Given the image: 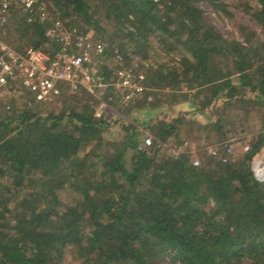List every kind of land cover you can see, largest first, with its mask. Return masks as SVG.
Masks as SVG:
<instances>
[{
    "label": "trees",
    "instance_id": "1",
    "mask_svg": "<svg viewBox=\"0 0 264 264\" xmlns=\"http://www.w3.org/2000/svg\"><path fill=\"white\" fill-rule=\"evenodd\" d=\"M254 1L258 9L239 0L234 10L225 0H40L77 36L93 30L145 91L124 106L106 90L130 119L96 117L86 92L89 101L61 108V98L0 105V264H264V185L251 170L264 125L223 161L242 115L256 108L264 124V40L246 24L242 41L225 37L203 8L231 20L241 8L264 35V0ZM16 15L21 40L52 42L50 21ZM156 48L181 57L154 61ZM143 111L156 114L140 121ZM191 135L219 154L195 165L189 152H169Z\"/></svg>",
    "mask_w": 264,
    "mask_h": 264
},
{
    "label": "built area",
    "instance_id": "2",
    "mask_svg": "<svg viewBox=\"0 0 264 264\" xmlns=\"http://www.w3.org/2000/svg\"><path fill=\"white\" fill-rule=\"evenodd\" d=\"M15 13L21 14L28 23L42 24L52 18L48 6L40 0H0V101L15 98L29 103V97H32L36 103L53 106L65 89L75 94L86 92L99 101L95 113L99 118L102 110L108 108L103 100L108 88L119 92V103L124 106L145 91L129 71L117 66L116 59L113 66L109 65L107 45L101 40L61 33L54 36L55 40L62 42L61 49L54 53L35 47L24 51L15 49L6 39V30ZM57 23L60 27L61 24ZM103 69H107L110 75H106ZM152 140V137L147 138L146 145H151ZM235 140L229 136L227 143L230 145L224 162L234 155ZM187 148L188 143H185L178 149L169 148V152L178 155ZM245 149L247 151L249 147ZM206 151L209 155H218L219 145L207 147ZM251 170L255 179L264 185V147L254 157Z\"/></svg>",
    "mask_w": 264,
    "mask_h": 264
},
{
    "label": "rangeland",
    "instance_id": "3",
    "mask_svg": "<svg viewBox=\"0 0 264 264\" xmlns=\"http://www.w3.org/2000/svg\"><path fill=\"white\" fill-rule=\"evenodd\" d=\"M225 1H226V3L231 5V7H233L234 10L237 9V5L239 4L238 3L239 0H225ZM247 2L249 3V5L251 7L255 8V9L259 8L258 3H256L254 0H247ZM203 8H204L206 16L209 18V20L219 29V31L225 37L233 38V39H237L239 41H242L243 37H242V34L239 30L238 25L239 24H246L248 26H251L252 29H255L257 34L264 40V35L262 34L260 28H258L253 23H251L250 17L241 8H239L236 11V18L234 20H231L225 16H220L218 13L214 12V10L211 7H209L205 4L203 5ZM16 14H19V13H15L13 15L11 22H10V25L6 30V39H7L8 43L12 47H14L15 49L24 51V50L29 49V48L34 47V46L29 45V43L21 40V38H20L21 36L17 32V24H16L17 15ZM50 15L52 16V18L50 20V24L52 25V28H50L48 30V32H49L48 34H50L49 36L52 39V42H48L45 46H42V48L52 49L55 45H59L62 47V42L54 39V36L60 35L61 33H64V34H67L70 36L75 35L77 33H80L81 29H79V28L71 29V32H70L69 29H66L62 26L61 20H59V18L53 12L52 13L50 12ZM57 22H59L61 24L60 27L57 26V24H58ZM86 37L101 40L99 37L96 38V35H95L93 30H91L89 35ZM153 42L155 43V46H157V48H162L160 43H159V39L157 36L153 38ZM157 48L155 50L157 53L155 52V54L153 55L154 61L157 60L158 58H160L162 61L168 62V61H170V59L177 60L181 57L179 52L174 51V52L168 53V52H166L165 49H161V51H160ZM115 59L117 60V66L118 67H120V68L123 67L124 69L129 71L130 74L134 77L133 71L127 66L126 61L121 56L118 57L117 55H109L108 56V62H109L110 66H113V64H114L113 61ZM114 92L117 93L118 102H119V92L117 90H115ZM71 95H75L76 98H72ZM77 97H78V99H77ZM60 100H61V102L59 101V103L57 104L59 108L62 107V102H65V101L67 102V100H69V102H67L68 105H73L74 103H77V100H81L83 102L89 101L87 96L82 97L81 93H76V94L70 93L67 89H65ZM3 104L7 105L8 108L16 107L17 109H21L24 107L23 101H21L19 99H15V98H4L3 100L0 101V105H3ZM128 105H125V106H128ZM98 108H99V105L97 106V109ZM113 112H115V114L117 116L127 117L128 119H130L131 117L134 116L133 113H131L130 115H127V114L122 115V113L118 110L117 106L111 108L108 105V108H105L102 110V114L104 113L107 116H109ZM111 116L113 117L112 114H111ZM137 117H139L140 121H143V120H149V118L151 116H150L149 112L143 111V112L139 113L137 115ZM114 118L117 119L116 116ZM127 118H125V119H127ZM241 119L242 120L235 123L232 126V129L229 131V136H232L233 138L236 139L235 140L236 143L234 144V155L236 157H237V155H240L246 151L245 148L249 147V143H250L251 139L253 138V136L256 135L257 133L263 131V125H264L261 112H260V110H258L256 108H252V110L250 112L242 115ZM114 133H117V131L115 129H114ZM146 134L147 135L145 137V140L149 137H152V135L149 134L148 132ZM194 135H196V134H194ZM194 135L189 136L192 141L197 139V141L202 142V144H201L202 147H198V151L196 154V161L199 162L203 159V157L205 155V152H206L205 147L208 145H209L208 147H210L211 143L208 140H204V139L200 138V136H198V135L196 137ZM190 138L185 140V142H187L189 144V146L192 143V141L189 140ZM193 143H195V141ZM69 261H70V259L68 258L67 263ZM162 264H169V263L165 261Z\"/></svg>",
    "mask_w": 264,
    "mask_h": 264
},
{
    "label": "crops",
    "instance_id": "4",
    "mask_svg": "<svg viewBox=\"0 0 264 264\" xmlns=\"http://www.w3.org/2000/svg\"><path fill=\"white\" fill-rule=\"evenodd\" d=\"M185 106H187V105H184L183 106V108L185 107ZM190 107V106H189ZM150 114H152L151 116H153V115H155L156 114V112L154 113V112H149ZM186 139H187V137H185ZM189 138V137H188ZM196 139V138H195ZM190 141H192L191 140V138L189 139ZM195 141V143H193ZM194 141H192V143L190 144V146H189V144H188V148H187V152H189L191 155H192V158H193V162H194V164L195 163H198V165H199V163H200V161L198 162V161H196V154H197V151H198V147H202V142H200V141H197V139L196 140H194ZM187 143V142H186ZM211 146H212V144H210ZM209 146V145H208ZM208 146H206L205 148H207Z\"/></svg>",
    "mask_w": 264,
    "mask_h": 264
}]
</instances>
